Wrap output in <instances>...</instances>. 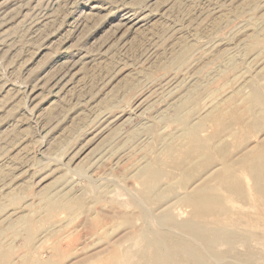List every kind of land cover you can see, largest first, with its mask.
<instances>
[{
    "label": "rangeland",
    "instance_id": "obj_1",
    "mask_svg": "<svg viewBox=\"0 0 264 264\" xmlns=\"http://www.w3.org/2000/svg\"><path fill=\"white\" fill-rule=\"evenodd\" d=\"M256 88L264 100V0H0V264H104L137 248L142 209L180 238V262L264 264V205L239 161L264 146ZM219 123L241 198L217 159L191 175L177 151L161 162L185 127ZM146 164L172 174L146 191ZM199 186L220 198L203 225L156 222H192Z\"/></svg>",
    "mask_w": 264,
    "mask_h": 264
},
{
    "label": "bare ground",
    "instance_id": "obj_2",
    "mask_svg": "<svg viewBox=\"0 0 264 264\" xmlns=\"http://www.w3.org/2000/svg\"><path fill=\"white\" fill-rule=\"evenodd\" d=\"M139 25H140V23H139ZM259 92H261V90L259 91L257 88L253 90V93L247 99V106H246V112L249 114L251 113V115L253 117V118H251V120H252L251 125H253L254 127L264 125V100H263V97L260 98L261 96H260ZM253 104L259 105L261 107V110H262L261 112L263 113L262 116H259V117L254 116L255 112L252 111ZM217 114L215 115L214 112H211L210 116L212 117V119H215L218 121L219 116H217ZM175 117L178 118V117H180V115H175ZM197 125H198V123H197ZM218 128L219 129H217V131L215 133H212L213 131L211 132L212 135L210 134L206 137H202L200 135V133H203V132L202 131L200 132V129L197 126L193 127V128L188 127V126L185 127L182 134L179 136V139H181L180 146L178 147L177 144H168L166 149L162 153L163 157L161 159V162L165 164V162H167V161H169V162L172 161L173 160V154H175V151H177L182 156H185L187 158L188 163L192 162V164L193 163L195 164L196 162H198L192 166V169L190 171V175H191L193 173L192 170H194V169L197 170V168L203 167L205 164L212 162L213 159H217L220 162L218 164L219 165L218 170L216 169L218 171L217 177H219L218 178L219 182H220L219 184L221 185L222 188H224L227 192H229L230 195L232 194L233 196L235 195L236 197L241 198V197H243L244 193H243V188H242L241 183H240V179L238 178L236 172L233 169L234 160L230 159L229 152L226 148L225 143L222 140L223 138L221 137V135L224 133L223 130L226 131L227 127L225 126V124L224 125L220 124ZM214 137H216V138H215V141H213V143H212V140H213L212 138H214ZM257 143H259V142L257 141ZM239 161L241 164H243V166L245 168L246 177L248 176L249 179L251 180V187H252L253 192L257 195L258 200H260L259 202L264 205V146H261V144L259 143V145H256L255 148L248 150L244 154H242V156L239 157ZM175 166L178 167V169L182 168L181 169V172H182L184 166L181 162H176ZM184 168H186V167H184ZM216 170H215V172H216ZM242 173H244V172H242ZM171 174H170V172H165L164 170L161 171V169H158V167L153 165V164L152 165L149 164L146 167H143V169H141L139 171L138 176L142 180L141 182L144 184V188L146 189V191H151V190L155 189L156 185L154 186V184L157 182L158 179H160L161 177H166L167 175L171 176ZM212 174H213V172H212ZM196 175H198V174H196ZM241 176H243V175H241ZM196 177H198V176H196ZM192 178H193V176H192ZM194 181H196V180H194ZM248 187H249V185H248ZM197 188L198 189H194L195 191L190 194L191 203H192L193 208H194V212H193L194 220L192 222L179 223L178 224L179 227L178 226L176 227L172 223L171 219H168V217H160L156 220V222L158 224L160 223L162 226L163 225H169L170 227H172L171 229H173V227H174L178 230H181L180 232H182V231L189 232L191 230H194L195 225H200V226L203 225V222L200 223L199 219H197L196 216H198V214L201 213L202 211H207V210L213 209V206L214 205L216 206V204L219 203L220 198L217 195L213 196L210 191L207 192L208 188L205 189L203 186H199ZM185 197H186V195H185ZM185 197H183V198H185ZM136 199H138V198H136ZM55 203H56V201H55ZM55 206H56V204H54V203H48V212L52 213ZM63 206L66 207L67 204H63ZM262 208L264 209V206ZM138 213H139L138 214L139 219L143 218V220L145 222L144 232L141 233L138 237L136 236L137 240L135 238V240L137 241V244H139V245L137 246L136 249H133V250H130L129 247H126L127 249H125L124 252L123 251L117 252L115 250H111L109 255L107 256V260H104V264H187V263L180 262L176 259L177 255L181 251V248L183 245L180 238L178 236L174 235L171 231L169 232L166 230L165 231L160 230L158 228L156 229L154 226H153V228H151L150 226H152L153 224H151L150 226L148 225V223H149V221H148L149 220L148 219L149 214L148 213L149 212L146 213V210L143 211V209H142ZM31 221H32V219L27 220L29 229H31L30 227H32ZM147 221H148V223H147ZM29 232H31V230ZM28 235H30V234H28ZM213 238H214V240L215 239L216 240H229V237H227V235L225 236V235L221 234V235H216V237H215V235L208 236L207 233H205V234H202L201 241H203L205 243H209ZM43 264H44V262H43ZM46 264H48V263H46Z\"/></svg>",
    "mask_w": 264,
    "mask_h": 264
}]
</instances>
